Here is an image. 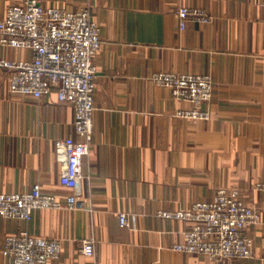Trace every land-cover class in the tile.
<instances>
[{"label": "crops", "instance_id": "crops-1", "mask_svg": "<svg viewBox=\"0 0 264 264\" xmlns=\"http://www.w3.org/2000/svg\"><path fill=\"white\" fill-rule=\"evenodd\" d=\"M20 0H0V16ZM65 10L90 7L102 46L95 59L96 111L85 177L74 208H42L30 220L0 215V264H10L7 235L28 230L61 238V256L47 264H264V5L262 0H40ZM205 8L208 24L181 30V7ZM31 51L0 44V58ZM210 74L207 120L179 110L192 105L154 84L155 72ZM77 137L74 110L57 92L40 100L10 92L0 71V192L65 198L56 139ZM240 192L260 212L250 228L248 259L211 260L175 251L188 223L157 216L218 188ZM126 212L133 226H122ZM93 236L95 255L80 252Z\"/></svg>", "mask_w": 264, "mask_h": 264}, {"label": "built area", "instance_id": "built-area-1", "mask_svg": "<svg viewBox=\"0 0 264 264\" xmlns=\"http://www.w3.org/2000/svg\"><path fill=\"white\" fill-rule=\"evenodd\" d=\"M264 5V0H262ZM179 27L190 22L208 24L212 15L205 8L181 7L177 12ZM0 44L31 51L25 59L0 58V71L10 92L42 99L57 92L59 101L72 105L77 137L56 139V156L61 165V185L70 190L65 197L46 194L38 186L27 192H0V215L30 220L35 209L64 206L72 209L76 190L84 179V162L88 158L94 132L96 111L95 59L102 46L100 28L90 7L65 10L45 6L40 0H20L9 5L0 16ZM151 81L167 87L173 96L188 101L192 108L179 110L188 119L207 120L210 113L202 106L213 97L214 81L210 74L155 72ZM264 189V183L260 185ZM122 226L133 222L126 212L119 213ZM157 216L188 223L181 240L173 249L211 260L248 259L254 254L250 228L259 221L260 212L246 203L236 189L218 188L211 200H196L177 210L160 209ZM93 236L80 240V252L95 255ZM61 238H49L21 230L9 234L5 251L10 264H47L61 256Z\"/></svg>", "mask_w": 264, "mask_h": 264}]
</instances>
